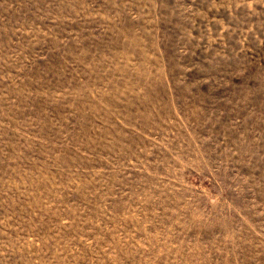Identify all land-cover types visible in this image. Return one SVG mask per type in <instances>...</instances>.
I'll return each instance as SVG.
<instances>
[{"label":"rangeland","instance_id":"374dc122","mask_svg":"<svg viewBox=\"0 0 264 264\" xmlns=\"http://www.w3.org/2000/svg\"><path fill=\"white\" fill-rule=\"evenodd\" d=\"M0 264H264V0H0Z\"/></svg>","mask_w":264,"mask_h":264}]
</instances>
